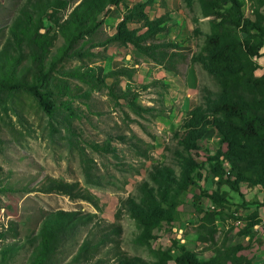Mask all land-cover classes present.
Returning <instances> with one entry per match:
<instances>
[{"label":"rangeland","instance_id":"rangeland-1","mask_svg":"<svg viewBox=\"0 0 264 264\" xmlns=\"http://www.w3.org/2000/svg\"><path fill=\"white\" fill-rule=\"evenodd\" d=\"M25 1L0 0V54L7 52L9 29ZM140 1L145 2L148 18L164 15L165 19L163 29L147 43H177L176 48L163 49L166 56L161 63L129 44L93 45L114 33L125 6ZM240 1L245 16L253 18L254 2ZM43 22L40 31L49 30L50 58L63 39L56 26ZM127 25L144 30L139 21ZM208 31L197 0L190 7L185 0H123L122 5L110 7L78 54L66 56L59 65L94 67L104 75V84L96 87L66 78L71 94L57 100L59 107L51 116L28 92L0 91V226L17 228V236H8L1 244L18 245L1 264H28L31 247L25 238L37 234L45 218L59 211L89 215L90 220L62 243L50 264H116L125 257H140L148 264H177L182 249L201 262L215 258L229 264L228 259L242 256L264 264V190L242 184L235 192L216 185L211 166L221 160L216 151L226 146L213 128L199 140V149L191 152L199 164L195 184L180 192L172 224L160 223L143 242L136 220L121 204L139 195V186L150 183L149 174L156 166L179 173L186 153L176 133L189 110L202 104L206 94L218 91L212 76L191 59ZM261 52L256 75L264 74V48ZM23 62L27 64V59ZM52 74L61 77L56 71ZM222 165L228 168L226 162ZM53 179L72 184V193L44 191ZM203 191L219 192L223 200L214 203ZM86 238L98 244L97 251L90 260L78 261L74 257Z\"/></svg>","mask_w":264,"mask_h":264},{"label":"trees","instance_id":"trees-1","mask_svg":"<svg viewBox=\"0 0 264 264\" xmlns=\"http://www.w3.org/2000/svg\"><path fill=\"white\" fill-rule=\"evenodd\" d=\"M73 1L26 0L9 29L10 38L5 45L7 52L0 54V91L28 92L50 116L59 107L57 100L71 94L66 78L96 87L104 84V75H99L94 67L63 68L59 65L66 56L78 54L82 45L89 42L103 24L110 7L123 4V0H79L65 13ZM197 1L202 16L208 21L209 31L204 34L198 52L191 59L199 62L212 76L218 91L212 96L206 94L202 104L189 110L181 124V132L176 133L177 141L186 153L181 156L179 173L166 166H156L149 174L150 183L139 186V195L121 202L140 227L143 242L152 237L153 230L160 223L174 222L179 194L195 184L193 175L199 168L191 152L199 149V140L209 128L218 132L219 142L226 146L225 150L219 149L216 153L228 168L225 169L219 158L211 166L216 185H225L235 192L242 184L260 186L264 190V74H255L256 58L263 54L261 50L264 48V0H250L254 2L253 18L245 16L240 0ZM185 2L190 7L192 0ZM144 7L143 1L125 6L126 11L116 23L114 33L93 45L129 44L161 63L162 57L166 56L163 49L176 48L177 43H147L163 29L165 19L164 15L148 18ZM44 19L57 27L63 39L62 46L50 58L49 30L40 31L44 29ZM130 21L142 22L144 30L129 29L127 24ZM26 59L27 64L23 62ZM55 71L61 77L53 76ZM52 189L69 195L73 185L53 179L44 191ZM202 194L214 203L223 200L219 192L207 194L203 191ZM261 205H264V197ZM89 220V215L76 216L71 211L48 215L37 234L25 238L24 243L31 247L28 264H50L62 243L75 233L79 225ZM245 233H249V227ZM8 236H17L15 225L0 226V264L6 263L18 249L15 241L1 244ZM97 245L86 238L74 259L90 260ZM175 260L177 264H226L215 258L201 262L193 252L185 249ZM228 261L229 264H251L242 256ZM116 264L148 263L140 257H125Z\"/></svg>","mask_w":264,"mask_h":264},{"label":"crops","instance_id":"crops-1","mask_svg":"<svg viewBox=\"0 0 264 264\" xmlns=\"http://www.w3.org/2000/svg\"><path fill=\"white\" fill-rule=\"evenodd\" d=\"M240 187H241V186H240ZM255 224L257 225V223H255ZM245 234H246V233H245ZM248 235H249V234L247 233L245 237H248ZM251 264H253V263H251Z\"/></svg>","mask_w":264,"mask_h":264}]
</instances>
